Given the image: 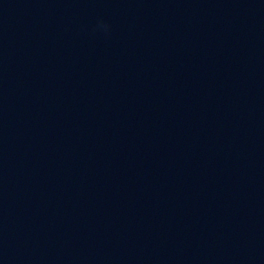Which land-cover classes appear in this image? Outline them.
Masks as SVG:
<instances>
[{
    "label": "water",
    "instance_id": "1",
    "mask_svg": "<svg viewBox=\"0 0 264 264\" xmlns=\"http://www.w3.org/2000/svg\"><path fill=\"white\" fill-rule=\"evenodd\" d=\"M0 264H264V0H0Z\"/></svg>",
    "mask_w": 264,
    "mask_h": 264
},
{
    "label": "clouds",
    "instance_id": "2",
    "mask_svg": "<svg viewBox=\"0 0 264 264\" xmlns=\"http://www.w3.org/2000/svg\"><path fill=\"white\" fill-rule=\"evenodd\" d=\"M109 27L110 26L107 23H105L104 21L101 20V21H98L94 31L95 30H103V31L107 32Z\"/></svg>",
    "mask_w": 264,
    "mask_h": 264
}]
</instances>
